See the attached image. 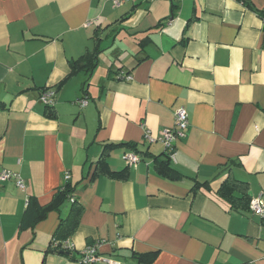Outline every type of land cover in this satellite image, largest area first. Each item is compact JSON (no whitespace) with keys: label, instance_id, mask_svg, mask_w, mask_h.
<instances>
[{"label":"crops","instance_id":"obj_1","mask_svg":"<svg viewBox=\"0 0 264 264\" xmlns=\"http://www.w3.org/2000/svg\"><path fill=\"white\" fill-rule=\"evenodd\" d=\"M246 1L0 0V171L26 184L0 181V264H80L96 240L118 264H264V218L217 193L228 178L264 200V0ZM95 29V68L67 79ZM179 107L171 165L184 176L171 181L153 168L163 143L144 137ZM122 143L148 155L127 166L131 149L115 147L108 166L127 177L92 178L104 144ZM65 181L82 213L61 254L52 235L70 201L34 221Z\"/></svg>","mask_w":264,"mask_h":264},{"label":"trees","instance_id":"obj_2","mask_svg":"<svg viewBox=\"0 0 264 264\" xmlns=\"http://www.w3.org/2000/svg\"><path fill=\"white\" fill-rule=\"evenodd\" d=\"M244 4L249 5L246 0H242ZM173 9L176 6L172 4ZM93 44L92 47L87 48L82 55H80L77 59L69 61V74L67 75V79L73 76L75 73L79 71H83L89 74L97 64V55L99 53V44L101 40V31L98 29L94 30L93 36ZM65 80L61 81L57 88L60 87ZM44 87L41 91L45 90ZM84 93V92H83ZM46 113L48 116L52 117L55 111L51 108V106L46 107ZM159 141V140H156ZM162 143V142H161ZM126 145L135 152L137 155H148L147 152H141L138 150L135 144L132 143H122V144H104L102 152L95 163L94 171L92 173V178L105 175L115 179H125L127 177V168L125 167L119 171H113L109 168L107 158L111 150L115 147ZM174 146V145H173ZM164 152L161 155H153V168L154 171L161 177L169 179L171 181H178L184 175L179 172L176 168L171 165V156L170 152L166 150L164 146ZM174 152V148H173ZM201 186L207 187L206 182H199L195 179V183L192 189L199 188ZM75 187L71 186L68 181H65L54 193L51 201L43 206H36V217L35 221L39 220V218L44 217L46 212L51 209H57L64 201L69 200L70 197H73V201H70L71 207L68 215L60 219L56 230L53 232L51 244L57 242L58 244L61 241L67 239L77 228L79 224L80 216L82 213V207L80 204L76 203V199L73 196ZM248 186L246 182L239 180H230L225 179L217 190L219 197L226 200L231 208L234 209H243L249 206L250 197L247 194ZM30 202V199H29ZM54 249V248H53ZM56 250V249H54ZM61 254H68L67 250H56ZM137 258H141L137 256Z\"/></svg>","mask_w":264,"mask_h":264},{"label":"built area","instance_id":"obj_3","mask_svg":"<svg viewBox=\"0 0 264 264\" xmlns=\"http://www.w3.org/2000/svg\"><path fill=\"white\" fill-rule=\"evenodd\" d=\"M113 5H119L125 0H110ZM126 78H129L128 75H125ZM55 96V90L52 88H46L45 90L41 91L39 94V100L44 105H51L53 103V99ZM87 101L82 100L80 101L81 105L86 104ZM174 126L172 128L163 129L161 132L160 137L157 139L152 137L150 133L147 131L145 134V140L149 143L159 140L163 143L166 150L169 151L171 154L170 156L173 157V143L178 140L182 139L186 135V129L188 127V117L186 110L183 107H179L174 111ZM123 159L127 166L135 165L139 160L140 156L137 155L133 151H126L123 154ZM64 179L68 180L69 174L66 172L64 174ZM6 180H13L14 184L17 188L24 190L26 188V184L24 179L21 175L15 171L9 169H2L0 171V181ZM69 201H73V197L69 198ZM249 209L253 213L261 216L264 218V200L260 196L252 197L249 201ZM104 240H96L94 243L87 245L81 252L79 263L80 264H94L98 262L106 263V264H118L119 262L114 260L112 257L105 256L99 252L101 244ZM52 248L56 250H67L70 251L72 249V245L69 239H65L61 241L60 244L57 242L52 243Z\"/></svg>","mask_w":264,"mask_h":264}]
</instances>
